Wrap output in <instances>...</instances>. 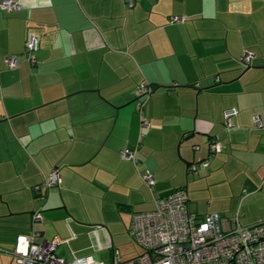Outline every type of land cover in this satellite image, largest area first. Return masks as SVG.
<instances>
[{
  "label": "crops",
  "instance_id": "obj_1",
  "mask_svg": "<svg viewBox=\"0 0 264 264\" xmlns=\"http://www.w3.org/2000/svg\"><path fill=\"white\" fill-rule=\"evenodd\" d=\"M11 1L0 9V264H18L19 234L112 264L132 214L179 188L190 213H219L225 229L264 222V0ZM53 169L61 182L45 187Z\"/></svg>",
  "mask_w": 264,
  "mask_h": 264
},
{
  "label": "built area",
  "instance_id": "obj_2",
  "mask_svg": "<svg viewBox=\"0 0 264 264\" xmlns=\"http://www.w3.org/2000/svg\"><path fill=\"white\" fill-rule=\"evenodd\" d=\"M16 7L11 0L0 1V9L13 11ZM176 21L180 18H171ZM37 47V36L29 32L24 41V56L34 63L33 51ZM252 54L245 52L240 61L247 65ZM10 68L17 67L14 57L7 58ZM141 96L151 90L145 81L137 88ZM237 114L233 108L225 109L223 124L232 127L231 118ZM252 121L261 125L259 116L253 115ZM147 120H141V126H148ZM142 136V134H140ZM215 149V144H210ZM136 149L123 148L121 156L135 164ZM203 167L207 161L202 163ZM196 170V166H191ZM142 181L152 187L153 176L144 171L140 174ZM61 178L57 169H53L44 181L45 187L60 184ZM34 190L39 193V188ZM187 192L179 188L172 194L155 198L151 211L132 214L129 226L130 234L143 248V252L129 260L122 261L114 252L112 264H264V222L249 227L234 225L225 229L223 219L218 213L197 216L190 213L187 207ZM35 220L39 215L35 214ZM237 224V220L232 218ZM58 241L35 242L33 236L19 234L16 238L14 256L18 264H99L90 256H78L64 259L55 254Z\"/></svg>",
  "mask_w": 264,
  "mask_h": 264
},
{
  "label": "rangeland",
  "instance_id": "obj_3",
  "mask_svg": "<svg viewBox=\"0 0 264 264\" xmlns=\"http://www.w3.org/2000/svg\"><path fill=\"white\" fill-rule=\"evenodd\" d=\"M127 234L129 238L123 236L126 239L121 240L123 244L122 250L120 248H118L119 250L117 249L118 252L117 254H119L120 258H122L123 260L132 259L141 253V247L138 246L139 244L134 241V239L129 235V233ZM109 256H110L109 252H106V254L100 256L102 261L100 259L97 261L99 262L101 261V264H110L111 259Z\"/></svg>",
  "mask_w": 264,
  "mask_h": 264
},
{
  "label": "trees",
  "instance_id": "obj_4",
  "mask_svg": "<svg viewBox=\"0 0 264 264\" xmlns=\"http://www.w3.org/2000/svg\"><path fill=\"white\" fill-rule=\"evenodd\" d=\"M131 222V221H130ZM129 226H130V224H129ZM128 232L130 233V231H129V227H128ZM134 238V237H133ZM116 253H117V251H115ZM118 255V254H117ZM140 255V254H139ZM119 256V255H118Z\"/></svg>",
  "mask_w": 264,
  "mask_h": 264
}]
</instances>
